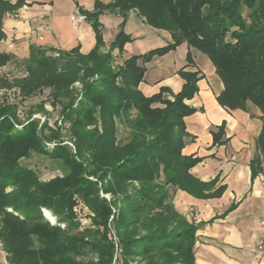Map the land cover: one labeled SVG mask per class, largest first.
Returning <instances> with one entry per match:
<instances>
[{"label":"trees","instance_id":"trees-1","mask_svg":"<svg viewBox=\"0 0 264 264\" xmlns=\"http://www.w3.org/2000/svg\"><path fill=\"white\" fill-rule=\"evenodd\" d=\"M24 3L0 0V39L4 14ZM78 10L94 32L95 44L87 53L78 47L54 50L30 44L23 60L25 75L0 81L27 97L50 88L74 138L73 150L62 144L45 150L43 142L57 137V131L48 136L45 124L38 126L35 120L17 128L15 106L0 107V247L6 261L195 264L196 226L174 209L168 186L200 198L217 197L224 189L215 187L216 179L203 182L191 175L190 168L201 158L181 153L183 118L195 111L184 99L196 92L200 76L179 71L185 80L179 92L168 98L163 87L146 97L138 89L145 71L138 60L147 62L183 42L207 56L223 84L217 102L242 110L249 102L260 111L257 154L250 162L254 177L264 168V0H96L91 10ZM130 10L149 26L167 30L171 41L131 55L115 71L110 51L122 50L130 39L122 29ZM104 11L122 17L121 29L106 51L99 21ZM186 59H191L189 52ZM12 60L14 55L0 52V68ZM77 80L82 89L76 100L71 84ZM118 124L123 126L121 138ZM222 131L223 124L212 134L213 143L221 142ZM32 152L58 161L63 173L39 179L34 169L20 163ZM74 195L93 213L92 226L81 227L75 219ZM110 225L120 259H115V243L107 236Z\"/></svg>","mask_w":264,"mask_h":264},{"label":"crops","instance_id":"crops-1","mask_svg":"<svg viewBox=\"0 0 264 264\" xmlns=\"http://www.w3.org/2000/svg\"><path fill=\"white\" fill-rule=\"evenodd\" d=\"M95 1L25 0L15 12L3 16L0 52L22 60L28 56L29 45L34 44L54 50L78 47L79 52L87 53L95 44L92 27L86 20L73 27L71 15L79 7L91 10ZM99 21L106 51L121 29L122 17L104 11ZM38 26L43 30L35 33ZM122 29L129 41L122 50L110 51L121 60L171 41L170 34L149 26L134 10L127 13ZM188 52L195 63L187 61ZM138 62L145 68L138 89L146 97L163 87L166 88L163 96L168 98L179 92L185 82L179 71H197L200 76L196 92L184 99L195 111L183 118L186 135L181 153L201 158L190 168L191 175L203 182L216 179L215 187L223 185L224 189L217 197L200 198L168 186L174 209L196 226L195 264H264V168L254 177L250 168L257 154L256 138L262 125L260 111L249 102L244 110L221 106L216 98L223 84L214 66L185 42L147 62L141 59ZM221 124V142L213 143L212 134ZM231 204L234 207L226 211Z\"/></svg>","mask_w":264,"mask_h":264},{"label":"rangeland","instance_id":"rangeland-1","mask_svg":"<svg viewBox=\"0 0 264 264\" xmlns=\"http://www.w3.org/2000/svg\"><path fill=\"white\" fill-rule=\"evenodd\" d=\"M246 10H243V14L245 15ZM163 30V29H162ZM168 34H170L167 30ZM171 37V36H170ZM189 47V46H188ZM190 49H193V47H189ZM197 50V49H195ZM198 51V50H197ZM200 52V51H199ZM202 53V52H200ZM204 54V53H202ZM52 56H55L53 53L50 54ZM205 55V54H204ZM112 56V55H111ZM206 56V55H205ZM207 57V56H206ZM190 61L189 63H195L193 58L190 55ZM127 59V58H126ZM23 60H18L15 58V60L9 61L5 65H3L0 68V81L4 80H14L15 78H19L25 75V67L23 64ZM125 59L121 60L118 57L112 56V69L117 71L119 67L122 66V63ZM211 62V61H210ZM93 77H90V79ZM71 88L74 91L73 95L75 96L76 100L81 97V89H82V83L77 80L71 84ZM12 89L15 90L20 98L18 99H10L8 95L6 94L5 97H0V107L10 104L15 106V115H14V123L17 124L15 127L20 128L23 124H26L27 122L31 120H35L37 125H44V134L50 135L52 131H57L58 136L53 138H48L43 142V149L45 150H52V148L55 147V144H62L66 145L70 150H73L74 148V138L71 136L70 133V125L68 122H63L61 118V111H60V104L59 103H53V96L51 95L50 88H43L33 95L25 96L20 92V89L16 86H7L4 84H0V90H7ZM42 106V108H41ZM252 107H254L252 105ZM123 126L118 124V128L122 131ZM123 134V131H122ZM122 136L120 135V138ZM120 141V140H119ZM125 141L124 138L121 140V142ZM20 163L24 166H27L28 168L34 169L39 179L41 180H48L54 176H60L63 173L62 165L54 160L50 159L43 154H37V153H30L27 157H23L20 160ZM9 190V188H7ZM100 194L105 196L106 199H111V196L109 194H105L100 191ZM75 199V204L73 206V213L75 216V219L78 220L81 224V227H88L91 225V216L93 213L88 209V207L85 205V203L79 198L77 195H74L73 197ZM8 211H11L12 209L7 207ZM112 219V216L109 217V221ZM108 238L111 239L115 243H117V237L115 235L113 227L110 225L108 234ZM115 259H120V254L118 253V249H115ZM0 264H9L6 261V254L0 247ZM111 264H122L120 261L112 260ZM135 264V263H130Z\"/></svg>","mask_w":264,"mask_h":264},{"label":"built area","instance_id":"built-area-1","mask_svg":"<svg viewBox=\"0 0 264 264\" xmlns=\"http://www.w3.org/2000/svg\"><path fill=\"white\" fill-rule=\"evenodd\" d=\"M135 11V10H134ZM85 19V16L83 13H81L79 10L75 11L72 15H71V23H72V26L73 27H77L81 22H83ZM43 28L38 26L35 28V33H39L40 31H42ZM16 91L15 90H12V89H7L6 91L5 90H0V97H5L6 94L8 95V97H10V99H20L17 95V93H15ZM43 212L45 214V216L48 217L47 215V210L43 209ZM51 218V217H49ZM51 220V219H49ZM51 221H54V220H51ZM61 226L63 227L64 225L61 224Z\"/></svg>","mask_w":264,"mask_h":264},{"label":"bare ground","instance_id":"bare-ground-1","mask_svg":"<svg viewBox=\"0 0 264 264\" xmlns=\"http://www.w3.org/2000/svg\"><path fill=\"white\" fill-rule=\"evenodd\" d=\"M47 215H48V217H51V218H48V219L54 220L53 216H51V214L49 212H47Z\"/></svg>","mask_w":264,"mask_h":264},{"label":"water","instance_id":"water-1","mask_svg":"<svg viewBox=\"0 0 264 264\" xmlns=\"http://www.w3.org/2000/svg\"><path fill=\"white\" fill-rule=\"evenodd\" d=\"M49 218V217H48Z\"/></svg>","mask_w":264,"mask_h":264}]
</instances>
